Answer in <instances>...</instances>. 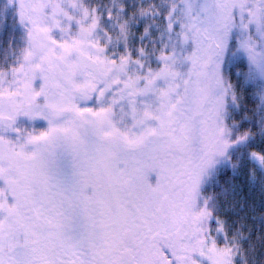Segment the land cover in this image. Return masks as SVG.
Returning a JSON list of instances; mask_svg holds the SVG:
<instances>
[{
    "label": "snow or ice",
    "instance_id": "6c2138e0",
    "mask_svg": "<svg viewBox=\"0 0 264 264\" xmlns=\"http://www.w3.org/2000/svg\"><path fill=\"white\" fill-rule=\"evenodd\" d=\"M0 264H264V0H0Z\"/></svg>",
    "mask_w": 264,
    "mask_h": 264
}]
</instances>
